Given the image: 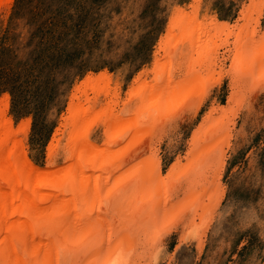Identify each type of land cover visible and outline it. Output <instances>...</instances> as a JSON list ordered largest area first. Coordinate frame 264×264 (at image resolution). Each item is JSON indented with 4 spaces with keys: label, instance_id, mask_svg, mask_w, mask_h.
Here are the masks:
<instances>
[{
    "label": "rangeland",
    "instance_id": "rangeland-1",
    "mask_svg": "<svg viewBox=\"0 0 264 264\" xmlns=\"http://www.w3.org/2000/svg\"><path fill=\"white\" fill-rule=\"evenodd\" d=\"M11 1L10 6L0 8V101L8 100L7 118L14 128L21 123L29 125L26 152L29 160L41 169L48 162L47 147L55 130H59L62 117H68L72 91L89 75L96 79L105 74L110 83L119 82V96L111 101L118 104L116 110H122L127 94L138 86L133 84L135 79L145 75L147 83L153 78L151 70L164 57L158 48L169 36L168 25L173 17L195 12L199 20L206 18L205 26L210 22L227 28L243 24L228 38L221 34L207 37L215 50L210 56L214 64L210 74L204 72L205 67H199L201 60L195 54L180 69L178 62L182 61L171 60L174 73L164 72L162 82L172 77L176 83L187 75L192 62L194 69L203 70L204 79L217 78L219 74L220 77L214 85L213 79L208 80L211 88L201 103L189 98L188 103L181 104L186 108L178 106L180 109L177 107L174 114H162L154 122L152 150L156 152L162 177L177 161L187 166L167 184L171 183V188H167L171 196L167 201L168 215L163 214L162 222L157 220L152 229L138 223L130 241L133 248L124 238L132 232L123 233L120 229L122 251L118 256L134 261L133 264H264V0ZM240 37L247 38L248 45L263 47L258 52L263 66L256 67L254 57L246 58V48H239ZM157 51L160 52L156 63ZM196 59L199 61L195 62ZM217 82L220 83L216 85ZM231 94L236 102L227 105ZM136 102V98L130 102L131 110ZM193 104L199 106L197 111L190 110L195 107ZM220 120L223 126H218ZM93 126L91 139L98 143L102 139V125ZM61 128L56 136L57 140L60 138L54 160L57 165L64 162L61 148L67 140L66 127ZM214 128H218L219 134H211ZM198 130L201 140L194 143L195 148L192 138ZM208 133L211 136L205 138ZM61 134L65 136L60 137ZM102 140L98 144H103ZM207 144L212 153L202 155ZM212 180L219 182V202L209 198L208 191L217 189L216 184L208 190ZM113 181L112 185L114 177ZM195 191H206L202 200L196 202ZM111 201L104 200L102 208L115 205ZM119 204L116 202V207ZM135 204L139 206L138 201ZM198 206L202 207L200 211Z\"/></svg>",
    "mask_w": 264,
    "mask_h": 264
},
{
    "label": "bare ground",
    "instance_id": "bare-ground-1",
    "mask_svg": "<svg viewBox=\"0 0 264 264\" xmlns=\"http://www.w3.org/2000/svg\"><path fill=\"white\" fill-rule=\"evenodd\" d=\"M11 2L0 0V8L10 6ZM205 19L199 20L195 12L171 19L168 25L169 36L165 37L158 48L162 49L164 57L158 65H154L156 68L151 70L153 78L145 83V75L136 77L133 84L138 86L127 92V100L121 102L122 110H116L118 104L112 103L113 97L119 96L116 93L119 89L117 80L112 84L110 78L103 74L96 79L89 75L84 83L81 82V86L75 88L69 97L68 117H62L63 124L59 125V130H55L47 147L48 162L43 169L35 166L26 152L25 141L29 125L21 123L22 126L14 128L7 118L8 100L0 101V264H133L134 261L128 262L118 256L122 251V232H132L130 236L125 234L124 238L126 237L130 248H133L130 241L133 240V232L138 223L145 225L147 229L154 226L157 220L163 221L161 218L165 212L167 214V201L171 196L167 193L171 183L167 184L171 178L180 174L179 170L183 167L177 161L162 177L156 152L152 150L154 122L162 114H174L178 106L185 107L181 104L188 103L189 98L202 101L208 88H211L207 85L210 79H213L214 85L220 77V74H216L217 78L206 76L204 79L203 70L194 69L195 64L192 62L189 67L186 66L187 75L176 83L172 81V77L162 82L163 74L165 71L170 75L173 72L171 60L180 59L182 62H178L177 68L180 69L182 63L190 62L194 54L200 57L199 67H205L204 72L210 74L214 66L210 56L215 50L214 46H210L213 43L209 45L207 42V37L210 39L213 34H221L220 36L228 38L243 27V24H235L232 28H227L223 25L216 26L213 22L205 26ZM246 41L249 40L240 37L239 48L243 51L246 48L247 59H257L256 67L263 66L261 54H258L263 47H260V44L253 45L254 43L248 45L249 42ZM159 52L154 55V61ZM246 58L242 59L245 61ZM197 61L199 60L196 59L195 62ZM89 94H92V97H89ZM134 98L138 103L136 102L137 105L131 110L130 102ZM232 102H236L233 94L227 105ZM198 107L196 105L190 110L197 111ZM126 112L127 114H124ZM94 124L102 125L103 144H98L102 139L98 140V143L91 139ZM63 126L67 130V140L61 148L64 162L57 165L54 160L60 148V138L57 140L56 136ZM218 126H223L221 120ZM214 129L211 133L213 135L218 128ZM62 134L60 137L65 136ZM211 134L208 133L205 138ZM197 136H201V131L198 130L193 136L192 145L201 140ZM210 144L205 145L207 150L202 152V155L207 151L212 153L211 147H207ZM219 148L220 145L216 150ZM219 157L221 165L223 152L220 151ZM216 184L215 192H208L211 193L209 198H215L219 202V182L212 180L208 190ZM193 187L189 188L190 192ZM195 192L191 194L192 197ZM205 192L203 191L204 194ZM203 193L196 192V202L202 200ZM188 197L191 198L190 195ZM107 199L113 200L115 205L111 201L113 205L109 204L104 209L102 204ZM136 201L139 202L138 207ZM116 202L120 203L119 207L123 205L124 208L116 207ZM188 208L190 210V207ZM149 219L151 222H148ZM189 228H192V225Z\"/></svg>",
    "mask_w": 264,
    "mask_h": 264
}]
</instances>
